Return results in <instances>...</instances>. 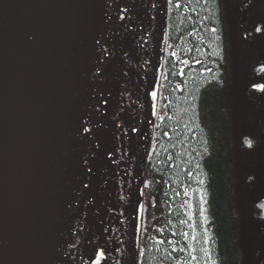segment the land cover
<instances>
[{
	"label": "water",
	"instance_id": "water-1",
	"mask_svg": "<svg viewBox=\"0 0 264 264\" xmlns=\"http://www.w3.org/2000/svg\"><path fill=\"white\" fill-rule=\"evenodd\" d=\"M158 6L17 0L14 37H0V264H131L127 220ZM255 61L260 76L264 62ZM252 90L264 91V82ZM254 143L258 132L242 137L245 150ZM253 198L252 218L262 221V191ZM255 258L264 264V251Z\"/></svg>",
	"mask_w": 264,
	"mask_h": 264
},
{
	"label": "trees",
	"instance_id": "trees-1",
	"mask_svg": "<svg viewBox=\"0 0 264 264\" xmlns=\"http://www.w3.org/2000/svg\"><path fill=\"white\" fill-rule=\"evenodd\" d=\"M164 1L165 39L151 136L139 169L136 264H244V253L245 264H252L251 250L264 248L259 228L264 220L247 215L257 184L247 180V168L236 169L229 107L234 59L227 20L230 10L249 70L253 58L264 62V0ZM259 78L264 82V70ZM239 149L245 167L254 166L251 152ZM258 188L264 195V178ZM242 192L245 206L238 200Z\"/></svg>",
	"mask_w": 264,
	"mask_h": 264
},
{
	"label": "rangeland",
	"instance_id": "rangeland-1",
	"mask_svg": "<svg viewBox=\"0 0 264 264\" xmlns=\"http://www.w3.org/2000/svg\"><path fill=\"white\" fill-rule=\"evenodd\" d=\"M229 12L230 13L227 23L230 32L229 41L231 43V58L234 59L233 67L231 70V80L229 87V93H230L229 107H230L231 122H232L231 140H232V145L236 149L235 161L237 163V168H236L237 173L240 172V169L242 167V169L247 168L245 170L246 175H252V173L255 175L256 179L254 180V182H256L257 188H255V184L252 187V189L255 188L252 192V195L254 197L259 194L260 192L258 188L259 182H262L264 178V101H263L264 94H258V93L254 94L248 91V87L250 86L251 81L254 83L255 78L257 80L258 79L260 80V78L259 76L254 77V73L253 74L249 73V71L252 70V68L248 70L247 59L243 54V50H244L243 45H245V43L242 39H239L238 36V28H237L238 21L233 16L230 10ZM165 14H166L165 1L159 0L158 38H157V47L154 57V72L152 76V83H151V89L149 95V107L146 113L145 126H144V143H143L144 151L148 147V143L151 136V128L153 121L152 101H153L155 84L157 81L158 74L160 72L161 56L163 51L164 39H165ZM236 41H238V44L236 43ZM248 93L250 94L248 95ZM253 132L255 133L258 132L261 146L258 143L257 144L254 143L255 147H253V149L245 150L246 155H249V152H251L250 158L253 159V162L255 161L254 166L249 167L248 165V167H245L243 158L240 159V157H242L241 152H243L242 149H239L241 147V138L243 134H249L252 136ZM257 145H259V147H257ZM251 169H254V171H252ZM235 193L239 194L238 184L235 187ZM244 198L245 196H243V192H242L240 198L238 199L240 205L243 206L246 205ZM141 206H142L141 184L138 175L134 187L131 191V200L129 204L130 212L128 213V220H127L128 240L131 231V238H130L131 264H136V260H137V252L139 248V236H138L137 226H138ZM247 210H248L247 215L249 214L250 216H252V207L250 209V207L247 206ZM242 212L243 210H239L240 216ZM130 223H131V227H130ZM256 228L258 227L256 226ZM259 228H262V226H259ZM257 247L264 251L263 246L260 245L259 246L257 245L254 249L251 250V254L254 257L253 259H255L252 261V264H257V259L255 258V251ZM243 257H244L243 263L245 264L249 258L246 257L245 253L243 254Z\"/></svg>",
	"mask_w": 264,
	"mask_h": 264
},
{
	"label": "bare ground",
	"instance_id": "bare-ground-1",
	"mask_svg": "<svg viewBox=\"0 0 264 264\" xmlns=\"http://www.w3.org/2000/svg\"><path fill=\"white\" fill-rule=\"evenodd\" d=\"M0 25V37L2 42H11L18 25L17 0H0ZM253 64L256 65L258 62L254 61ZM244 135L245 134H243L242 137ZM241 147H243L242 144ZM253 147H255V145H253L252 148Z\"/></svg>",
	"mask_w": 264,
	"mask_h": 264
},
{
	"label": "flooded vegetation",
	"instance_id": "flooded-vegetation-1",
	"mask_svg": "<svg viewBox=\"0 0 264 264\" xmlns=\"http://www.w3.org/2000/svg\"><path fill=\"white\" fill-rule=\"evenodd\" d=\"M255 60H256V58H253V59L250 61V63H252V64H253ZM254 81H256V82H257V81H261V80H259V79L257 80V79L255 78V79H254Z\"/></svg>",
	"mask_w": 264,
	"mask_h": 264
}]
</instances>
